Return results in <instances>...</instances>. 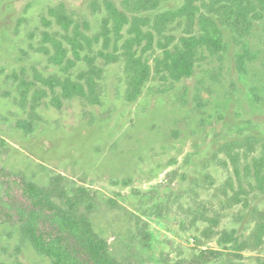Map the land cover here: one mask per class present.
<instances>
[{
  "label": "rangeland",
  "instance_id": "1",
  "mask_svg": "<svg viewBox=\"0 0 264 264\" xmlns=\"http://www.w3.org/2000/svg\"><path fill=\"white\" fill-rule=\"evenodd\" d=\"M61 1L91 22V36L98 33L102 14L92 4L105 0H0V165L42 185L62 174L69 188L89 187L97 194L94 228L119 260L187 264L215 249L219 255L203 264H264V244L252 245L264 211L253 167L264 151V16L226 53L207 54L192 77L153 79L135 101L126 98L123 65L113 63L104 66L101 104L73 99L57 108L50 94L34 111L20 83L60 73L37 46L42 14ZM159 52L146 55L152 66ZM249 139L254 150L237 173L222 146L242 152ZM232 231L240 244L227 236ZM0 264L52 261L0 216Z\"/></svg>",
  "mask_w": 264,
  "mask_h": 264
},
{
  "label": "trees",
  "instance_id": "2",
  "mask_svg": "<svg viewBox=\"0 0 264 264\" xmlns=\"http://www.w3.org/2000/svg\"><path fill=\"white\" fill-rule=\"evenodd\" d=\"M166 2L177 5L163 8ZM92 8L94 14H102L99 31L93 36L89 34L91 22L63 1L42 14L44 29L37 50L60 73L21 80L23 100L31 102L32 110L50 94L57 108L73 99L101 104L104 66L113 63L123 65L126 98L135 101L153 79L176 82L192 77L207 54L226 53L231 39L240 42L264 16V0H105L94 2ZM180 27V35L172 34ZM156 50L160 52L152 66L146 55ZM246 57L247 53L239 54L238 63L243 65ZM80 63L84 69L74 74ZM19 126L33 129L32 122L25 120ZM239 146H245V151H234L232 144L222 146L237 173L241 158L247 160L255 144L249 139L247 146ZM253 167L257 186L264 190V151L253 157ZM0 184L4 191L0 216L18 226L22 240L52 264H143L117 259L110 242L96 232L91 213L97 206V194L89 187L69 188L62 174L42 185L1 165ZM234 232L226 234L237 244ZM252 235L253 246L264 244V211ZM218 255L215 249L202 250L187 264H203Z\"/></svg>",
  "mask_w": 264,
  "mask_h": 264
}]
</instances>
